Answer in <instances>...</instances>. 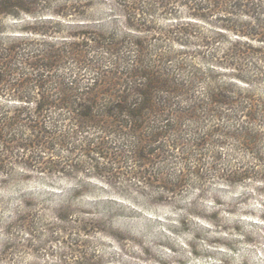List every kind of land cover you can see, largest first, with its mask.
<instances>
[{"label": "rangeland", "instance_id": "obj_1", "mask_svg": "<svg viewBox=\"0 0 264 264\" xmlns=\"http://www.w3.org/2000/svg\"><path fill=\"white\" fill-rule=\"evenodd\" d=\"M14 4L0 15V264H264V0ZM140 62L179 88L160 80L171 117L150 120L149 151L133 125H102L113 108L34 117L39 100L143 93Z\"/></svg>", "mask_w": 264, "mask_h": 264}, {"label": "trees", "instance_id": "obj_2", "mask_svg": "<svg viewBox=\"0 0 264 264\" xmlns=\"http://www.w3.org/2000/svg\"><path fill=\"white\" fill-rule=\"evenodd\" d=\"M240 2H242L243 0H239ZM19 0H0V15H5V14H11V15H16L17 13L15 12V9L20 11V6L14 4V3H18ZM238 6H241L240 4ZM258 15L261 16L260 12L257 13ZM249 18H253L250 14L248 15ZM263 17V16H262ZM254 20H256L259 23L264 22V19L262 18H253ZM262 42V41H261ZM136 47V46H135ZM155 67L159 68L160 66H151L148 65L147 63L144 62H140L137 66H136V70L134 73V76H132L130 78L131 82L134 84V86L136 85L137 82H141V86L145 87L143 88V90H145L143 93H139L138 91L136 92H132L133 89L132 87H134L132 84L130 87H128L127 85L123 86L121 85L122 89L125 88H131V92L132 94L128 93V92H123L120 91L123 95L122 96H118L119 99L117 101H111L110 103L108 101H99L93 103L90 100L87 99H80V95L77 93L74 96L76 97L73 101H66L65 99L63 101H59L60 104L56 105V104H52L49 102H44L43 100H39L38 102H35V109L33 111V115L36 118H40L39 115L50 111V110H65L68 112H75V116L76 118H78L77 115L79 114H84V118H89V119H94L93 121H100L101 119L98 118V116H96V113L98 111H105L106 108H113V111L115 114H113V116H109L104 114V116L102 117L103 119L102 121V125H105L107 127H131V125H133V129L131 134L134 136V138L137 140L136 144L134 142H132V145L134 148H136V150H147L149 151V147L151 146H155V137L151 136V138H148V134H151L152 132L148 130V128H150L152 126V123L150 124V120L151 122H153V118L155 117L156 123L159 126L158 129H164L165 127H167V122L165 123V121H167L168 119H166V117L170 118L171 116L169 114V109H167L168 107H171V105L167 102L166 104L163 103L165 100H160L161 102H159L158 100L155 101V98L157 99V97H159L160 92L163 91V89L165 88L166 83L168 85H171L172 89L171 91L176 93L177 90V79L175 78H170L169 81H166L164 77H162V73L160 71H158ZM172 79H175V82L172 81ZM160 80H165L166 83H164L162 85V81ZM130 82V83H131ZM140 85V84H138ZM67 91L69 90V88H65V87H61V90ZM137 89V88H135ZM119 92V93H120ZM222 97L221 96L218 98H214L213 102L215 101H219L218 99H220ZM224 97V96H223ZM222 99V98H221ZM246 99H250L248 96L246 97ZM22 101V100H20ZM26 103H28L27 101H24ZM219 102H224L219 101ZM72 106H74V108H72ZM120 107L119 109L116 107ZM245 109V108H244ZM248 114L254 115L256 113L255 107L251 108V107H246V109ZM164 111H167L166 113H164ZM92 113L93 116H90ZM164 113V114H163ZM166 116V117H164ZM121 117V118H120ZM125 120V122H129L130 124H126L123 125L121 123V120ZM174 120V118H173ZM106 121H109V123H107ZM17 122V121H16ZM15 122V123H16ZM19 125V124H17ZM157 126V127H158ZM25 127H28V131H29V135L32 136V132H34V130L37 129H41V126L36 124L34 126H29L27 124H25ZM166 129V128H165ZM131 130V129H130ZM48 134V133H47ZM155 133L151 134L154 135ZM40 146H43L42 144L38 145L36 147V150L38 149V147L40 148ZM94 153H98L99 152H95ZM36 158V157H34ZM39 160V158L37 159Z\"/></svg>", "mask_w": 264, "mask_h": 264}, {"label": "clouds", "instance_id": "obj_3", "mask_svg": "<svg viewBox=\"0 0 264 264\" xmlns=\"http://www.w3.org/2000/svg\"><path fill=\"white\" fill-rule=\"evenodd\" d=\"M4 237H3V231H2V229H0V239H3Z\"/></svg>", "mask_w": 264, "mask_h": 264}]
</instances>
